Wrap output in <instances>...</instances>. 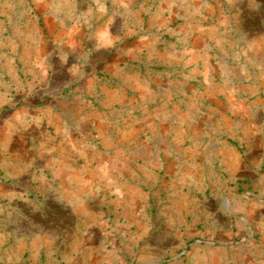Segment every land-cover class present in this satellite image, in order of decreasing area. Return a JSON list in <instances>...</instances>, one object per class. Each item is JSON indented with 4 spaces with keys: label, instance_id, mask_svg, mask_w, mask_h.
Instances as JSON below:
<instances>
[{
    "label": "rangeland",
    "instance_id": "rangeland-1",
    "mask_svg": "<svg viewBox=\"0 0 264 264\" xmlns=\"http://www.w3.org/2000/svg\"><path fill=\"white\" fill-rule=\"evenodd\" d=\"M0 5V264H264V0Z\"/></svg>",
    "mask_w": 264,
    "mask_h": 264
},
{
    "label": "crops",
    "instance_id": "crops-1",
    "mask_svg": "<svg viewBox=\"0 0 264 264\" xmlns=\"http://www.w3.org/2000/svg\"><path fill=\"white\" fill-rule=\"evenodd\" d=\"M7 8L8 7H6V5L5 6L0 5V9H1L0 11L1 12H7L8 13V9ZM1 55H3V54H1ZM1 55H0V59H2V57H3ZM10 57L11 56H9V58ZM10 59H12V58H10ZM2 88L0 86V110H2L3 108H5V106H9V105H12L13 104L12 103V98H10L8 96V94L11 93L10 90L8 88H5V90L2 91ZM25 100H27V99H25ZM24 105H25V110H26L27 109V105L26 104H24ZM15 114H17V116H18V113H15ZM12 117H15L14 116V113H13V116ZM2 156H5L6 157V159H5L6 165H5L4 171H1L0 174H2V175L4 174L7 177L5 179L7 181L8 180H11V181H21V180H24L27 176L29 177L32 174V172H38L37 170L32 169L30 167H28V169L26 167H19V164L16 161L18 159L17 158V154H15V153H12V155L11 154L10 155L8 154V156L0 154V158Z\"/></svg>",
    "mask_w": 264,
    "mask_h": 264
}]
</instances>
